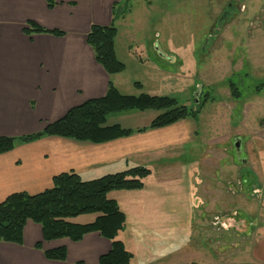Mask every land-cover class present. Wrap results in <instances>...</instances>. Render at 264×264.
I'll list each match as a JSON object with an SVG mask.
<instances>
[{
	"label": "rangeland",
	"instance_id": "1",
	"mask_svg": "<svg viewBox=\"0 0 264 264\" xmlns=\"http://www.w3.org/2000/svg\"><path fill=\"white\" fill-rule=\"evenodd\" d=\"M120 2L117 50L126 71L119 91L169 96L198 110L191 142L145 159L152 172L146 191L135 192L127 205V192L110 194L128 216L120 239L146 264H260L255 246L264 234V0ZM159 114L126 111L110 116L108 125L143 129ZM94 219L90 214L76 221Z\"/></svg>",
	"mask_w": 264,
	"mask_h": 264
},
{
	"label": "crops",
	"instance_id": "2",
	"mask_svg": "<svg viewBox=\"0 0 264 264\" xmlns=\"http://www.w3.org/2000/svg\"><path fill=\"white\" fill-rule=\"evenodd\" d=\"M120 1L71 3L65 0L49 10L44 0H0V136L38 133L71 108L104 97L110 81L118 88L126 70L109 76L97 63L86 38L94 24L115 25L120 34L116 18ZM28 21L61 30L65 36L27 35L24 29ZM118 38L115 49L121 60ZM135 58L139 67L144 68L143 58ZM193 120L189 118L169 127L134 133L103 144L56 136L18 144L13 151L0 155V203L15 193L41 194L51 189L54 178L61 174L74 172L84 181H90L130 167L145 166L144 161L153 153L191 142L196 136ZM131 161L139 165H129ZM143 191H146V180L143 190L115 192L129 194L125 198L127 205L136 200L135 192ZM109 197L119 203L127 216L119 200L112 195ZM136 208L141 209V206ZM38 243H42V250L36 248ZM62 247L67 250L66 261H50L45 257L44 251ZM111 247V241L99 233L87 234L80 242L70 239L45 242L41 225L28 221L22 245L0 243V264H98ZM134 253L133 264L149 263L139 261L137 252ZM255 257L258 263L264 264V234L256 243Z\"/></svg>",
	"mask_w": 264,
	"mask_h": 264
},
{
	"label": "trees",
	"instance_id": "3",
	"mask_svg": "<svg viewBox=\"0 0 264 264\" xmlns=\"http://www.w3.org/2000/svg\"><path fill=\"white\" fill-rule=\"evenodd\" d=\"M53 10L65 0H44ZM74 3L78 0H69ZM27 35L46 34L57 37L65 32L47 29L34 21H28L24 29ZM119 30L115 25H92L87 34V44L93 50L95 59L109 76L121 74L126 66L116 55V39ZM141 86L140 83H136ZM232 97L238 99L239 89L232 85ZM200 102L197 106L200 105ZM155 110L160 114L143 129L123 128L120 124L108 125L109 117L126 112ZM198 110L182 106L169 96H139L122 94L109 82L104 97L91 99L71 108L63 117L49 123L42 131L21 137L0 136V155L13 151L18 144H27L44 137L56 136L79 142L103 144L149 129H161L182 120L195 119ZM152 172L148 167L137 166L98 179L84 181L78 174L66 173L53 180V187L38 195L15 193L0 203V243L23 244V230L28 221L41 225L45 242L70 239L80 242L90 233H99L111 241L108 254L98 264H133L134 254L120 239L126 230L127 216L119 203L109 197L115 191H140ZM95 215L93 222L80 224L74 219L84 215ZM36 248L42 250V243ZM50 261L67 260L66 248L44 251ZM82 264V263H80Z\"/></svg>",
	"mask_w": 264,
	"mask_h": 264
},
{
	"label": "water",
	"instance_id": "4",
	"mask_svg": "<svg viewBox=\"0 0 264 264\" xmlns=\"http://www.w3.org/2000/svg\"><path fill=\"white\" fill-rule=\"evenodd\" d=\"M160 55H161V57H163V58H166L167 59V57L165 56V55H163L162 53H160ZM169 60H172V59H169ZM199 97H200V93H198L197 95H196V104H198L199 103ZM236 146H237V148H240V143L238 142V143H236Z\"/></svg>",
	"mask_w": 264,
	"mask_h": 264
},
{
	"label": "flooded vegetation",
	"instance_id": "5",
	"mask_svg": "<svg viewBox=\"0 0 264 264\" xmlns=\"http://www.w3.org/2000/svg\"><path fill=\"white\" fill-rule=\"evenodd\" d=\"M233 9H234L233 5H230L228 12L225 13L226 16H229L230 15V11L233 10Z\"/></svg>",
	"mask_w": 264,
	"mask_h": 264
}]
</instances>
